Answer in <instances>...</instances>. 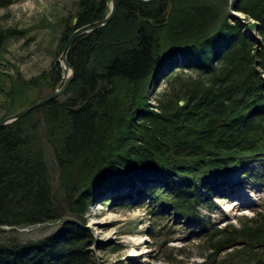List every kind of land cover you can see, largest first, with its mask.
Listing matches in <instances>:
<instances>
[{"label":"trees","instance_id":"trees-1","mask_svg":"<svg viewBox=\"0 0 264 264\" xmlns=\"http://www.w3.org/2000/svg\"><path fill=\"white\" fill-rule=\"evenodd\" d=\"M76 4L60 49L108 13L109 0ZM15 34L0 31V53ZM67 56L74 75L61 97L0 127V264H93L86 215L106 193L193 223L264 161V0H117L113 18ZM162 68L169 89L151 104ZM184 70L195 77L172 75ZM61 75L54 60L46 77H9L6 96L39 100ZM51 221L60 226L39 239L9 234ZM199 228L208 251L199 264H264V203L238 227Z\"/></svg>","mask_w":264,"mask_h":264},{"label":"rangeland","instance_id":"rangeland-1","mask_svg":"<svg viewBox=\"0 0 264 264\" xmlns=\"http://www.w3.org/2000/svg\"><path fill=\"white\" fill-rule=\"evenodd\" d=\"M110 2V1H109ZM77 0H16L0 7V31L15 30L17 34L4 42L0 53V118L9 111L17 112L33 101L36 91H29L28 100L12 99L6 96L10 86L9 77H46L54 60L60 61L59 41L66 21H71L77 11ZM109 11V4H108ZM239 17L243 15L237 14ZM255 35L254 31H250ZM148 89L149 102L169 89L166 83L168 70L160 69ZM170 72V71H169ZM182 77H195L188 70L174 71ZM264 76V74H263ZM51 89L44 87L40 97L48 95ZM38 93V94H39ZM37 95V92H36ZM61 97V96H59ZM10 115V114H8ZM53 184L57 186V168L50 163ZM252 179L236 178L242 182L226 187L224 198H211L215 208L201 209L202 220L186 223L169 210L157 206L120 205L112 195L106 193L103 201L90 205L86 224L93 236L89 247L93 264H199L208 251L205 241L198 233L199 227H236L241 220L253 217L264 203V161L251 166ZM255 175V176H254ZM116 194H114L115 197ZM117 196V195H116ZM134 199L135 196H134ZM109 200V201H108ZM133 201V200H130ZM124 203H128L124 201ZM61 221L39 223L19 227L9 233L21 241L44 237L60 226ZM94 245V246H93ZM225 254V252H222Z\"/></svg>","mask_w":264,"mask_h":264},{"label":"water","instance_id":"water-1","mask_svg":"<svg viewBox=\"0 0 264 264\" xmlns=\"http://www.w3.org/2000/svg\"><path fill=\"white\" fill-rule=\"evenodd\" d=\"M109 11L105 17H103L100 20L88 23L86 25L76 27L74 31L71 33V35L68 37L62 51L60 54V61L59 65L62 70L61 80L56 84V86L50 91L48 95L45 97L34 101L30 103L28 106L18 110L17 112L6 115L4 117L0 118V127H3L7 124H10L14 122L15 120L27 115L31 110L43 106L47 104L48 102H51L52 100L57 99L59 96L63 94V92L67 89L68 85L72 81L73 75H74V68L68 61V52L70 50V47L74 40L85 33H89L95 29H98L100 27L105 26L115 15L116 9H117V0H109ZM141 2H149L152 0H138ZM237 15V13H234ZM76 22V19H73V23ZM182 103V101L180 102Z\"/></svg>","mask_w":264,"mask_h":264},{"label":"bare ground","instance_id":"bare-ground-1","mask_svg":"<svg viewBox=\"0 0 264 264\" xmlns=\"http://www.w3.org/2000/svg\"><path fill=\"white\" fill-rule=\"evenodd\" d=\"M156 180V179H155ZM153 181V180H152ZM161 184V183H160ZM124 192V191H123ZM127 192V191H126ZM131 192V191H130ZM116 196V195H115ZM136 197V196H135ZM115 199V198H114ZM100 200V199H99ZM109 201V200H108ZM19 228V227H18ZM92 232V231H91ZM89 233V232H88ZM90 240V239H89ZM5 244V243H4ZM94 246V245H93ZM93 259V258H92Z\"/></svg>","mask_w":264,"mask_h":264}]
</instances>
